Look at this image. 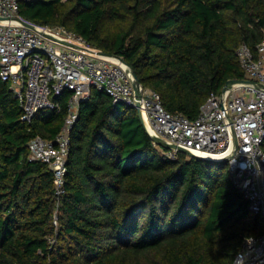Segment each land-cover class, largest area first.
I'll return each mask as SVG.
<instances>
[{
	"label": "trees",
	"instance_id": "1",
	"mask_svg": "<svg viewBox=\"0 0 264 264\" xmlns=\"http://www.w3.org/2000/svg\"><path fill=\"white\" fill-rule=\"evenodd\" d=\"M19 17L122 58L165 110L188 118L228 80L247 79L237 49L255 52L264 37V0H29ZM68 97L27 123L0 80V264H231L264 233L226 162L170 159L134 107L96 88L79 105L57 197L27 146L58 135Z\"/></svg>",
	"mask_w": 264,
	"mask_h": 264
},
{
	"label": "built area",
	"instance_id": "2",
	"mask_svg": "<svg viewBox=\"0 0 264 264\" xmlns=\"http://www.w3.org/2000/svg\"><path fill=\"white\" fill-rule=\"evenodd\" d=\"M24 1L29 0H0V18L4 19L0 20V80L9 84L21 109L20 119L27 123L41 110H59L60 102L52 97L69 92L58 135L53 140L36 135L27 146L30 160L43 162L52 170L58 197L64 192L70 131L80 103L89 97L91 88H96L113 104L133 107V78L128 66L115 56L99 53L63 27L34 25L69 45L14 21ZM237 56L247 79L264 85V37L255 52L241 44ZM140 102L151 136L227 163L231 182L247 201L248 211L261 217L264 227V89L237 84L209 96L195 118L168 112L158 93L147 88H142ZM177 153L168 150L166 155L176 159ZM231 264H264V233L246 237Z\"/></svg>",
	"mask_w": 264,
	"mask_h": 264
},
{
	"label": "water",
	"instance_id": "3",
	"mask_svg": "<svg viewBox=\"0 0 264 264\" xmlns=\"http://www.w3.org/2000/svg\"><path fill=\"white\" fill-rule=\"evenodd\" d=\"M0 20H4L2 18H0ZM14 21H17L31 29H35V30H38L34 24H32L31 22L21 18V17H14L13 18ZM42 35H44L45 37H48V38H52L53 40H56L60 43H63V44H67L69 45V43L61 40V39H58L48 33H44L40 30H38ZM74 46V45H73ZM99 53L105 55L104 53H102L101 51H99ZM119 61H121L123 64H125L127 66V64L123 61L122 58L120 57H116ZM129 68V67H128ZM129 72L133 78V88H134V95H135V104H134V108L137 110V114H138V117L145 129V131L147 132V134L151 137L152 141L159 147H162V148H165L167 150H174L176 152H179V153H183L189 157H199V158H202L206 161H209V162H213V163H221V162H224V161H218V160H214V159H211V158H207V157H200L192 152H190L189 150L185 149V148H182V147H179V146H176L174 144H170V143H167L165 142L164 140L160 139V138H157V137H153L151 136L150 134V131H149V128H148V125H147V122H146V118H145V115H144V112L142 111V108H141V102H140V98H141V90L143 88V86L141 85V83L139 82V80L137 79L136 75H135V72L133 70H131L129 68ZM237 84H253L255 86H257L258 88H261V89H264V85L260 84V83H255L253 81H250L248 79H230L226 82V84L224 85L223 89H222V92H224L225 90L227 89H230L232 88L233 86L237 85ZM232 155V154H231Z\"/></svg>",
	"mask_w": 264,
	"mask_h": 264
}]
</instances>
